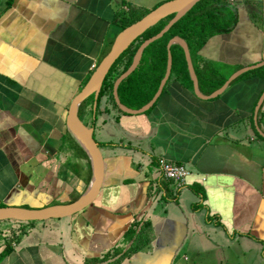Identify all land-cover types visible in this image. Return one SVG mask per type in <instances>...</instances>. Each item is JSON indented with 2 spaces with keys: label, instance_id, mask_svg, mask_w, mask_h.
Here are the masks:
<instances>
[{
  "label": "crops",
  "instance_id": "0c3cea01",
  "mask_svg": "<svg viewBox=\"0 0 264 264\" xmlns=\"http://www.w3.org/2000/svg\"><path fill=\"white\" fill-rule=\"evenodd\" d=\"M167 1L0 0V204L64 205L85 191L91 165L67 109L121 20ZM237 1L234 29L192 62L218 73L212 83L195 73L201 96L169 74L144 112L109 120L100 107L103 184L69 217L81 264H264V0ZM160 158L184 166V182L163 178ZM15 244L0 264L49 262L39 244Z\"/></svg>",
  "mask_w": 264,
  "mask_h": 264
},
{
  "label": "trees",
  "instance_id": "16d2710c",
  "mask_svg": "<svg viewBox=\"0 0 264 264\" xmlns=\"http://www.w3.org/2000/svg\"><path fill=\"white\" fill-rule=\"evenodd\" d=\"M148 12L149 11L141 10L133 11L128 18H125L123 21L121 20L120 31L141 19ZM237 12L238 9L236 4L233 5L230 0H201L196 3L183 17L174 23L161 38L155 40L144 49L136 69L118 86L117 94L121 104L127 108L139 109L153 98L166 72L168 55L167 44L173 37L178 36L186 42L192 62L194 60L195 62L204 61L200 57L199 51L212 37L228 34L234 29L238 21ZM173 17V14L169 15L147 29L117 58L102 83L98 94L95 114L97 111L100 112V107L103 104L105 105L103 112H107L109 109L119 111L112 94L115 80L131 65L139 46L145 40L158 34ZM111 45L112 41L107 46L103 57L108 53ZM169 51L172 57L170 77L180 80L189 88L193 89L183 49L178 44H173ZM202 70L200 74L195 69V73L209 83L216 82V77L218 75L217 71L209 70L206 63H204ZM222 83L223 80H220L217 84L212 86L211 90L217 88ZM89 99L90 101H88ZM93 101L94 97L90 95L80 107L82 110L87 103L89 104L87 115L91 117V120L93 116ZM75 142L80 147L83 154L86 155L80 144L76 140ZM2 206L5 205L0 204V207ZM9 222L14 221L9 220ZM18 223L32 225L34 222ZM0 232L2 231L0 230ZM25 233V231L10 230V236L6 237L4 242L0 244V246H3V250L0 253V260L14 250L12 243L19 245V236H25ZM127 256L128 255L124 254L118 256V258L123 259ZM89 263L93 264L92 261Z\"/></svg>",
  "mask_w": 264,
  "mask_h": 264
},
{
  "label": "water",
  "instance_id": "95a60500",
  "mask_svg": "<svg viewBox=\"0 0 264 264\" xmlns=\"http://www.w3.org/2000/svg\"><path fill=\"white\" fill-rule=\"evenodd\" d=\"M199 1L201 0L167 1L148 12L138 21L121 30L114 38L108 53L101 59L94 71L91 73L87 82L72 99L67 109L65 123L69 132L81 145L90 161L92 177L85 191L77 199L64 205H49L36 209L24 208L19 206H2L0 207V222L11 220L29 223L71 217L83 211L95 201L103 184L104 158L101 154L97 142L93 137V129L85 125L79 118V108L90 95H93L94 101L92 109L93 112H95L98 94L101 89L102 83L117 58L129 47V45L137 37H139L147 29L169 15L173 14L174 17L158 34L145 40L139 46L133 57L131 65L115 80L112 91L114 101L119 110L128 114H139L148 109L160 94L171 72L172 57L169 50L171 45L173 44H178L183 49L185 60L187 63V69L190 75V79L193 83V90L197 95L201 96L198 90L197 77L192 65L188 46L186 42L178 36L173 37L167 44L168 55L166 72L159 84L158 90L149 103H147L139 110H132L121 104L117 94L119 84L126 77H128L138 66L144 49L155 40L161 38L163 34L166 33L174 23H176L181 17H183Z\"/></svg>",
  "mask_w": 264,
  "mask_h": 264
},
{
  "label": "rangeland",
  "instance_id": "374dc122",
  "mask_svg": "<svg viewBox=\"0 0 264 264\" xmlns=\"http://www.w3.org/2000/svg\"><path fill=\"white\" fill-rule=\"evenodd\" d=\"M230 1L232 2L233 5H235V3L236 4L238 3L237 0H235V2H233V0ZM252 4L253 3H251L250 5H246V8H249L251 6L253 7ZM241 5H239V7H241ZM224 70L227 74L229 73V70L227 68H225ZM88 101H90V99ZM88 105H89L88 103L87 105H85L86 109L84 113L81 114V120L85 125L92 128L93 125L91 123H102L101 121L103 120L101 119L100 113H98V111L96 114L95 112H93L92 115L94 116L95 114V116L94 117L92 116V120H89V117L87 119ZM108 112H109L108 118L110 120L111 116H113V113L112 110L110 109L108 110ZM119 113L120 112L118 113L116 112V114ZM94 139L99 146L103 158H105L107 156V151L105 149V146L99 143V139H101V136H99L98 126L95 127ZM62 152H64L65 154L69 152L67 144H64L62 148ZM70 221L71 220L69 217L58 220L37 221L34 222L32 225L19 224L18 222L15 221L9 222V220L1 221L0 230L2 232H0V244L4 242V239L6 237L10 236L11 229L25 231L26 232L25 236H19V241H20L19 246L25 243H32V242L39 244V247L42 249L43 252V257H45V259L47 258V260L49 261V262L45 261L46 264H81L83 262V259L74 250L72 237H71V231H73V228H71L70 226L72 224ZM131 236L134 237L132 240L133 245L135 244V242L138 244L146 243L145 241H143L144 239L142 238L144 235H142V237L140 236V238L138 239H137L138 236L136 234H132ZM39 239L41 240L40 243H39ZM49 253L51 255H56L57 256L56 259L53 260H50V258L48 259ZM167 258L170 259L171 257H167ZM168 259L163 260L161 264H168L169 263ZM111 262L112 264H114L113 260H111ZM95 263L96 262H93V264Z\"/></svg>",
  "mask_w": 264,
  "mask_h": 264
},
{
  "label": "built area",
  "instance_id": "2783aa9c",
  "mask_svg": "<svg viewBox=\"0 0 264 264\" xmlns=\"http://www.w3.org/2000/svg\"><path fill=\"white\" fill-rule=\"evenodd\" d=\"M157 164L159 174L167 180L182 183L188 175L184 166L169 162L164 158H160Z\"/></svg>",
  "mask_w": 264,
  "mask_h": 264
},
{
  "label": "flooded vegetation",
  "instance_id": "af4514ba",
  "mask_svg": "<svg viewBox=\"0 0 264 264\" xmlns=\"http://www.w3.org/2000/svg\"><path fill=\"white\" fill-rule=\"evenodd\" d=\"M82 105V104H81ZM81 107V106H80ZM83 109H85V108H83ZM82 109V110H83ZM82 110L79 108V112H78V115H79V118L81 119V114H82Z\"/></svg>",
  "mask_w": 264,
  "mask_h": 264
}]
</instances>
